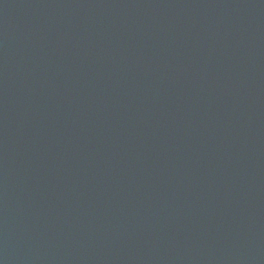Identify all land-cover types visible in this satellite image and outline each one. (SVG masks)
<instances>
[{"label":"water","instance_id":"95a60500","mask_svg":"<svg viewBox=\"0 0 264 264\" xmlns=\"http://www.w3.org/2000/svg\"><path fill=\"white\" fill-rule=\"evenodd\" d=\"M0 264H264V0H0Z\"/></svg>","mask_w":264,"mask_h":264}]
</instances>
